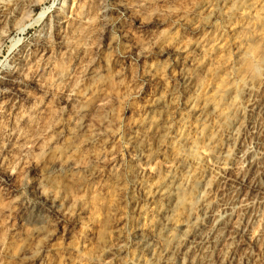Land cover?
<instances>
[{"label":"rangeland","instance_id":"374dc122","mask_svg":"<svg viewBox=\"0 0 264 264\" xmlns=\"http://www.w3.org/2000/svg\"><path fill=\"white\" fill-rule=\"evenodd\" d=\"M205 1L0 0V264H67L68 236L79 246L78 264H100L103 248L107 263L131 264L134 228L141 220L131 204L140 195L134 139L150 142L152 128L136 130L130 121L144 116L154 93L171 88L178 99L186 96L171 46L205 35L231 42L221 16L196 18ZM257 13L256 27L264 30V4ZM230 42L212 63L214 75L201 73L199 80L212 91L232 70L228 88L237 99L208 92L202 119L215 126L213 138L196 139L187 155L185 142L169 139L172 146L144 165L149 181L169 170L180 174L184 163L194 169V161L211 162L228 149L222 112L230 102H245L238 71H251L257 63L254 57L238 62ZM256 53L259 60L264 56V38ZM245 136V142L253 140L252 132ZM261 181L264 187V176ZM259 191L264 195V188ZM81 206L99 211L90 228L78 223L85 217ZM179 212L181 219L189 217L187 207ZM252 212L235 238L233 264L250 256L252 263L264 264V203H255ZM34 229L45 233L33 239Z\"/></svg>","mask_w":264,"mask_h":264},{"label":"bare ground","instance_id":"6f19581e","mask_svg":"<svg viewBox=\"0 0 264 264\" xmlns=\"http://www.w3.org/2000/svg\"><path fill=\"white\" fill-rule=\"evenodd\" d=\"M263 4L264 0L203 2L196 18L206 22L209 18L221 16L224 20L222 29L232 33L231 42L228 37L205 35L192 44L171 46L170 52L175 56L179 68L176 78L187 93L186 96L178 99L175 89L171 88L164 93H154L146 99L148 111L144 116L134 121L132 118L133 122L129 120L136 130L147 126L152 128V133H147L150 142L140 145L134 139L137 143L135 173L139 177L135 184L139 187L140 195L133 198L131 204L141 220L134 228L136 236L133 237L131 264H215L214 255L217 252L219 264H233L230 256L235 250L236 236L245 231L244 226L253 217V205L264 203V195L256 193L264 188L261 186V177L264 176V56L260 60L256 56L258 41L264 38V30L256 27L259 20L257 9ZM192 27L195 26L192 24ZM228 42L238 51V62L241 64L249 57L257 61L251 71L247 69L241 72L239 69L240 73L236 69L243 80L245 102H230L222 112L221 131L226 137L228 149L221 151L211 162L194 161V169H189V164L184 163L180 166V174L169 170L163 179L149 181L145 176L144 165L154 153L162 154V150L173 143L172 139L186 143L187 155L196 139L213 138L212 128L215 126L211 128L202 119L208 92L220 99L225 95L237 99L238 95L231 96L228 88V79L235 75L232 70L224 73L223 81L212 91L207 92L199 80L201 73L214 75L212 63L229 48ZM170 123H176V128L175 124L172 126ZM199 126L202 130L198 132ZM251 132L253 140L245 142V134ZM133 138H137V135ZM92 140L90 137L89 141ZM253 190L258 191L254 194ZM186 207L189 217L181 219L179 210ZM79 214L85 216L86 220L81 217L78 223L89 228L99 217L98 210L87 206H81ZM155 219L160 221L162 227H155ZM44 233L41 229H34L30 236L38 239ZM66 239L68 242L64 251L68 255L67 264H78L75 259L81 257L79 246L70 236ZM106 250L103 248L100 251V264H110L104 258ZM122 251L123 246L114 254ZM251 260V256L245 257L243 263L254 264Z\"/></svg>","mask_w":264,"mask_h":264}]
</instances>
